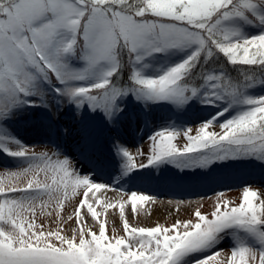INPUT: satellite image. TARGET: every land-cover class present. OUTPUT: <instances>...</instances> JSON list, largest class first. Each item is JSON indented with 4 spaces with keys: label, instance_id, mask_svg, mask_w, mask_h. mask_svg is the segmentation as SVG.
Listing matches in <instances>:
<instances>
[{
    "label": "snow or ice",
    "instance_id": "1",
    "mask_svg": "<svg viewBox=\"0 0 264 264\" xmlns=\"http://www.w3.org/2000/svg\"><path fill=\"white\" fill-rule=\"evenodd\" d=\"M234 19L264 24V0H0V129L24 105L47 107L43 85L53 81L61 85L54 91L62 99L78 109L87 105L99 110L109 120L123 110L118 100L129 93L178 108L199 97L202 103L226 106L200 123L195 134L192 127L156 131L148 149L137 150L140 163L129 149L118 147L125 158L122 178L164 164L180 171H207L243 160L264 166V96L245 95L255 81L254 69L247 66H258L264 77V31L243 36L228 25ZM169 49H187L190 54L160 75L142 74L137 65ZM72 56L84 66L72 67ZM33 96L37 99L30 100ZM237 106L234 115L220 121ZM214 127L219 131L211 130ZM181 131L186 142L178 146ZM0 139L17 149L0 143V150L30 161L9 175L33 177L24 187L0 182V264H257V259L264 264V200L256 202L257 191L245 187L239 205L223 201L207 214L197 208L194 219L153 227L131 226L125 218L127 202H121L124 235L114 229L109 236L101 213L89 202V193L105 188V183L82 175L74 161L55 149L37 153L14 137L5 134ZM41 174L44 179H37ZM116 183L108 186L117 188ZM81 188L75 208L78 230L70 237L63 229L45 231L36 223L38 207L41 215L53 200L62 207L69 189L75 196ZM151 199L131 192L133 214L138 202ZM85 207L99 223L98 233L85 228ZM233 233L239 239L227 249L230 254L225 255L224 248L211 251L224 235Z\"/></svg>",
    "mask_w": 264,
    "mask_h": 264
},
{
    "label": "rangeland",
    "instance_id": "2",
    "mask_svg": "<svg viewBox=\"0 0 264 264\" xmlns=\"http://www.w3.org/2000/svg\"><path fill=\"white\" fill-rule=\"evenodd\" d=\"M228 25L239 29L241 35L246 37L264 31V24L255 19H234L228 21ZM189 54L190 50L187 49H169L145 58L137 67L143 75L157 76L183 61ZM68 62L77 69L84 66V62L77 56L69 57ZM145 65L147 66L145 67ZM122 78H124L123 73ZM262 78H258L253 86L246 90L245 95L257 98L264 96V83H260ZM59 87L61 85L55 81L51 84H44L43 89L48 97V106L24 105L18 108L11 118L3 122L4 126L0 129V136L6 134L9 137H14L23 145L32 147V150L37 153L51 152L52 149H55L74 161L82 175L91 174L93 177L95 171L99 170L105 173L103 171L106 168L104 165L113 167V172L118 177L113 176L111 180L112 182L118 181V183H116L117 186L115 185L117 188L111 187L114 195L107 204L116 205V207L105 209L102 199L98 197L99 193L102 192L101 190H94V193H89V202L101 213V219L106 223V231L109 236L113 235L114 229L117 235H124L123 221L119 216V203L121 202H127L125 203V218L131 226L153 227L157 223L171 225L177 219H194L193 213L197 208L202 213L207 214L214 210L217 203L223 201H229L230 206L239 205L245 187L264 185V172L251 169L240 174V171L246 168L240 163H235L236 167L233 170H224L222 168L224 164H221L213 165L207 171L200 169L180 171L170 164H164L158 169L140 170L134 173L131 179L121 176L125 158L118 153V147L129 149L132 155L137 157L136 162L140 163L137 150L141 147L145 150L148 149L150 143L148 139L153 133L166 127L177 130L192 127V134H195L196 127L203 121L215 117L224 108V103L205 104L197 97L178 108L167 102L137 99L129 93L118 100V104L123 110L109 120L99 110H90L87 105L78 109L74 103L62 99L54 91V88ZM29 99L36 100L37 97L33 96ZM238 110L239 106L233 107L223 117H220V121L222 122L230 115H234ZM63 118L70 119V122H61ZM194 119L197 121L191 123ZM70 123L75 125L72 131L66 132L65 130ZM211 130L219 131V128L214 127ZM68 137L75 142L74 150L66 143L64 147L58 145ZM185 142L181 131L176 143L178 146H182ZM0 143H4L12 150H17L15 144L10 141L0 139ZM83 156L88 157L91 161L90 167L84 163H79L78 158ZM29 163L27 158L13 157L0 150V182L5 185L13 183L21 187L26 186L27 180L33 178L31 174L27 177L16 178L11 177L9 173L20 171ZM36 178L44 179L43 174ZM227 187L233 188L227 189ZM119 188H123L125 191H120ZM250 190L253 189L250 188ZM83 191L82 188L77 189V195L73 196L71 189H69L67 198L63 199V206L60 207L53 200L51 207L45 208L43 215L40 214L38 207L35 217L36 223L43 225L45 231L63 229L62 234L70 237L73 234V229H77L75 208L79 204ZM133 191L137 192L138 195H150L152 198L158 195L159 200H164L159 205H168L169 208L161 209L155 218H151V216L146 218L144 214L149 209L147 206L151 207L154 203H150L151 201L138 202L137 211L134 215L129 200ZM97 200L100 201L99 204L96 203ZM169 201L177 202V205L169 203ZM155 206L152 209H155ZM177 206H179L178 209ZM57 212H59V216H57ZM70 215L73 217L71 220L68 219ZM82 215L86 221L85 228L91 227L93 231L98 233L99 223L91 218L86 207L82 210ZM234 239H239L235 233L224 235L223 239L211 251L224 248L226 249L225 255L230 254L227 249L234 246ZM247 242L257 246L251 239ZM204 254L207 253L196 254L193 259H199ZM222 258L217 257V260ZM257 264H259L258 259Z\"/></svg>",
    "mask_w": 264,
    "mask_h": 264
},
{
    "label": "bare ground",
    "instance_id": "3",
    "mask_svg": "<svg viewBox=\"0 0 264 264\" xmlns=\"http://www.w3.org/2000/svg\"><path fill=\"white\" fill-rule=\"evenodd\" d=\"M61 122H66V123H69L70 122V119L68 118H63ZM69 127L71 129H73L74 127V124L71 125V123L69 124ZM69 136V133L67 134ZM64 143L68 144L70 146V148H72V150H74V146H75V142H73L69 137L63 142L60 144V146H66V145H63ZM78 161L80 164H85L87 165L88 167H90L91 165V161L89 160L88 157L86 156H83V157H80L78 158ZM106 167L103 171L105 173H103L102 171H95L94 174H93V179L97 180V181H100V182H103L106 184V187L103 188V189H100L102 192L99 193V198L102 199L103 201V205H106L107 203H109V200L111 199V197L114 195V192L113 190L111 189V186H108V184H113L112 182V177L115 176V177H118L116 176L117 174L115 172H111L112 170H110L109 167L105 166ZM116 185V184H115ZM117 186V185H116ZM113 188V187H112ZM150 196V195H149ZM152 197V196H151ZM160 197L155 196L154 198H152L150 203H154L152 204L151 207L147 206L149 209L147 210V212L144 214V217L146 218H149L151 216V218H155L156 217V214L158 212H161V209L163 208H169L168 205H159L161 204L162 202H164V200H159ZM169 203H174L177 205V202H173V201H169ZM157 205V206H155ZM155 206V209H152V207ZM172 207H174L172 205ZM179 208V206H177V209Z\"/></svg>",
    "mask_w": 264,
    "mask_h": 264
},
{
    "label": "trees",
    "instance_id": "4",
    "mask_svg": "<svg viewBox=\"0 0 264 264\" xmlns=\"http://www.w3.org/2000/svg\"><path fill=\"white\" fill-rule=\"evenodd\" d=\"M256 35H258V34H255V33H254V34H251V35H249V36H247V37H252V36H256ZM226 67H227V70H228V71L233 72V75H235V73H234V69H232L231 66L226 65ZM247 67H249V68H253V69H254V71H253L251 74L255 77V81H256L258 78H262L261 73H260L259 70H258V66H247ZM128 71H129V69H128L127 65H125V66L122 68V73H123V76H124L123 80H125V81L127 80ZM255 81H254V82H255ZM225 106H226V105L224 104V107H225ZM235 163H240L241 166L246 167L243 171H240V172H242V173L250 171L249 165H250V167H251V166H254V167L256 168L257 171H262V172H264V166H262L261 164L255 162V161H252V160H243V161H236V162L228 161L227 163H225V167L227 166V167H230L231 169H234V168L236 167V166H235ZM225 167H224V168H225ZM225 169H226V168H225ZM248 187H249V186H248ZM250 188L253 189L252 191H257V192H258V195L260 194V195H259V199L256 201L257 203H259V200H264V198H263V196H264V186H261V185H254V186H252V187H250Z\"/></svg>",
    "mask_w": 264,
    "mask_h": 264
}]
</instances>
